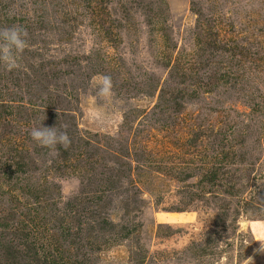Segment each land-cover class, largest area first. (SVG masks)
I'll use <instances>...</instances> for the list:
<instances>
[{
    "label": "rangeland",
    "instance_id": "374dc122",
    "mask_svg": "<svg viewBox=\"0 0 264 264\" xmlns=\"http://www.w3.org/2000/svg\"><path fill=\"white\" fill-rule=\"evenodd\" d=\"M13 24L0 264H264V0H0Z\"/></svg>",
    "mask_w": 264,
    "mask_h": 264
},
{
    "label": "clouds",
    "instance_id": "9594fccd",
    "mask_svg": "<svg viewBox=\"0 0 264 264\" xmlns=\"http://www.w3.org/2000/svg\"><path fill=\"white\" fill-rule=\"evenodd\" d=\"M12 15V13H9ZM27 30L23 25L13 24L0 28V67L5 71H12L20 67L21 54L27 46ZM96 88V96L108 99L112 95L111 77L104 75L93 81ZM102 110L93 101L90 104L88 117L91 120H100ZM42 121L35 123L28 129L31 140L39 147L47 148L54 154L57 145L65 150L70 145V139L66 131L55 126H44ZM261 241L260 251L264 252V235L258 236Z\"/></svg>",
    "mask_w": 264,
    "mask_h": 264
}]
</instances>
